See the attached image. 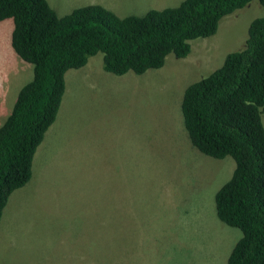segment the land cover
<instances>
[{
	"label": "rangeland",
	"instance_id": "rangeland-1",
	"mask_svg": "<svg viewBox=\"0 0 264 264\" xmlns=\"http://www.w3.org/2000/svg\"><path fill=\"white\" fill-rule=\"evenodd\" d=\"M47 1L59 16L91 3L125 16L181 0ZM263 13L251 0L215 34L189 40L188 55L141 74L107 72L101 53L66 71L31 177L3 208L0 264H226L241 231L218 219L214 194L235 163L191 144L180 103L188 84L243 48ZM12 25L0 21V125L33 74L11 47Z\"/></svg>",
	"mask_w": 264,
	"mask_h": 264
},
{
	"label": "trees",
	"instance_id": "trees-1",
	"mask_svg": "<svg viewBox=\"0 0 264 264\" xmlns=\"http://www.w3.org/2000/svg\"><path fill=\"white\" fill-rule=\"evenodd\" d=\"M250 1L181 0L125 16L91 3L59 16L47 0H0V21L13 22L11 47L33 71L0 125V220L9 195L31 177L66 71L97 53L104 70L118 75L160 68L168 54L185 57L189 40L215 34L223 16ZM180 108L191 144L235 163L214 194L218 219L241 231L226 264H264V13L250 22L243 48L185 87Z\"/></svg>",
	"mask_w": 264,
	"mask_h": 264
}]
</instances>
